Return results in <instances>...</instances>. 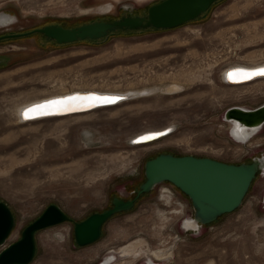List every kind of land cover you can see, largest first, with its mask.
<instances>
[{
	"label": "rangeland",
	"instance_id": "obj_1",
	"mask_svg": "<svg viewBox=\"0 0 264 264\" xmlns=\"http://www.w3.org/2000/svg\"><path fill=\"white\" fill-rule=\"evenodd\" d=\"M156 1L0 0V13L13 17L0 26V34L50 22L73 26L142 15ZM263 61L264 0H216L195 19L172 28L116 30L93 40L58 44L39 33L0 40V200L15 216L5 244L18 239L50 203L78 221L109 207L113 195L131 198L144 180V162L161 152L230 163L259 155L264 125L251 142L242 143L228 133L222 114L230 106L264 102V82L231 88L223 84L222 69ZM171 83L179 89L79 118L17 119L16 107L25 99L63 89L126 91ZM170 123L174 131L156 143L130 142L138 132ZM192 213L187 195L164 181L132 209L108 219L90 244L74 243L69 221L38 230L28 264H96L132 240L143 241L144 250L162 249L165 258L155 259L156 264H264L259 190L250 187L238 208L197 231L182 226ZM143 255L113 264H138Z\"/></svg>",
	"mask_w": 264,
	"mask_h": 264
},
{
	"label": "water",
	"instance_id": "obj_2",
	"mask_svg": "<svg viewBox=\"0 0 264 264\" xmlns=\"http://www.w3.org/2000/svg\"><path fill=\"white\" fill-rule=\"evenodd\" d=\"M216 0H160L147 7L146 15H122L112 20H92L75 26L46 24L23 32L0 35V39L12 38L31 33H41L49 40L58 44L70 43L79 40H93L104 37L116 30H137L142 28H172L193 20L207 9ZM5 13V12H3ZM1 14V13H0ZM254 67L233 66L225 69L223 76L232 84L245 83L264 75H250L243 78L244 73L237 69H251ZM231 77V78H230ZM96 93L100 96L119 97L109 103L96 102L87 106L86 102H70L71 110L51 112L47 115L24 118L22 112L28 106L56 97H65L74 94ZM132 92H108L98 90H74L63 94L44 97L23 105L19 110V118L24 121L77 113L106 106L125 100ZM222 119L235 120L246 128H257L264 124V102L254 108L230 106L223 112ZM172 131L169 125L157 131L146 132L130 138L132 144L153 141ZM159 132L158 136L141 140V136ZM144 180L140 182L131 198L113 195L110 206L92 212L85 218L75 221L59 205L48 204L43 211L32 221L26 224L20 236L13 242L6 243L12 228L15 225V216L9 205L0 200V264H28L36 253V232L48 226L64 221L73 223V238L77 246L90 244L98 240L103 225L117 213L133 208L135 201L143 194L150 192L157 184L167 181L178 188L190 199L193 213L190 223L193 227L184 229L199 230L203 225L216 221L222 215L234 211L242 203L252 181L257 174L264 171V150L251 158L250 161L230 163L207 156L193 154L175 155L170 152H161L147 159L143 165ZM96 264H103V259ZM138 264H146L145 261Z\"/></svg>",
	"mask_w": 264,
	"mask_h": 264
},
{
	"label": "bare ground",
	"instance_id": "obj_3",
	"mask_svg": "<svg viewBox=\"0 0 264 264\" xmlns=\"http://www.w3.org/2000/svg\"><path fill=\"white\" fill-rule=\"evenodd\" d=\"M10 18H11V16H10L9 13H1L0 14V26L5 25L7 22L5 23L4 20L5 19L6 20H9ZM262 64H264V61L263 62L252 63V64H243V63H235L234 62L232 64L227 65L226 67H224L222 69V79L224 80V83L223 84L226 85V86H229V87L233 88V87H237V86H241V85H245V84H255L257 82H262V81L264 82V76H260L258 78H255V79L250 80V81L245 82V83L232 84V83H229L228 81H226L225 80V77L223 76L225 69H227L229 67H233V66H237V65H239V66H245V67H254V66H259V65H262ZM87 89H90V88H87ZM177 89H179V86L176 85V83L168 84L166 86H163L162 88L160 86H143V87L138 88L136 90L135 89L134 90L133 89H130V90H126V91H122V90L117 91V90H112V89H104V90L103 89H97L98 91L122 92V93H125V92L129 91V92H132V93H131V95L127 96L126 99L123 100V101H119L118 103L111 104V105L96 107V108H93V109L87 110V111H81V112H77V113H69V114H64V115H56V116H50V117L47 116V117H42V118H38V119L29 120V121H26V122H23L24 120H21V118H19V110H20V108L23 105H25V104H27L29 102H32V101H35V100L44 98V97H48V96H52V95H57V94H63V93H66V92H69V91L72 90V89L71 90L63 89L62 91H59V92L49 93V94L43 95V96H36V97L34 96L33 98H27V99H25L24 101H22L21 103H19L17 105V107H16L17 108V115H18L17 116V119L20 120L23 123H32V122L40 121V120H43V119H49V118H58V120H59V118H62L63 119V118H66V117L67 118L68 117H71V116H73V118H74V116H78V118H79V116L82 117V115H84V114H87V113H90V112L93 113V111H95L97 109H101L103 107L104 108H109V109L110 108H114V107L116 108V106H118L120 104H123V103H127V102H129L131 100H134V99H138V98H142V97H146L147 98L149 95L154 94L155 92L157 93V91L158 92L160 91L162 93H171V92H173V91H175ZM234 106H241V107H244V108H250V107H246V106H243V105H234ZM84 116H86V115H84ZM225 121L229 124L227 130H228V133L231 135V137H233L235 140H237L239 142H242V143L243 142H246V141L251 142L249 140L264 125L263 124V125H261L260 127H257V128H246L244 126L239 125L235 120H224V122ZM169 125L172 127V131L169 134H166V135H164V136H162L160 138H157V139H155L153 141L139 143V144H134V146H136V145L139 146V145H144V144L145 145L146 144H150V143H153L155 141H158L159 139H161L163 137H168L174 131V127H175L173 123L167 124L164 127H167ZM164 127H161V128H149V129L143 130L141 132H138L135 135H140V134H143V133H146V132H151V131H157V130H160V129L164 128ZM135 135H133V136H135ZM133 136H131V137H133ZM263 180H264V171L262 173L256 175V177L252 181L250 187H252L253 189H257V190L260 191L261 198H262V203L264 204V186L262 185L263 184L262 183ZM187 210H189V209H187ZM191 216L192 215H189V216H187L185 218V221H184V227L185 228L186 227H193L192 223H190L191 222L190 221ZM12 230H13V228H12ZM132 241L130 243H128L127 245L120 247L118 250H111V251H109L107 253V255L103 258V264H111V263L113 264L116 259H124V258H129V257H136V256L141 255V253H144L145 254V255H143V257L145 259L146 264H156L155 259H161L163 257L165 258V254H164L165 252H163L162 249H160L158 251L153 250L151 252L150 250H147V249L144 250L143 249V247H144L143 246L144 245L143 244V241H141V240H134L133 242ZM169 255H170V253H169Z\"/></svg>",
	"mask_w": 264,
	"mask_h": 264
},
{
	"label": "snow or ice",
	"instance_id": "obj_4",
	"mask_svg": "<svg viewBox=\"0 0 264 264\" xmlns=\"http://www.w3.org/2000/svg\"><path fill=\"white\" fill-rule=\"evenodd\" d=\"M241 73H244L243 78H249L250 75H264V66L251 68V69H237ZM231 78V77H230ZM113 99H119V97H107V96H100L96 93H88L81 95L79 93L65 96V97H56L49 100H44L43 102L33 104L25 108L22 112L24 118H30L33 116H40V115H47L51 112L57 111H68L71 110V103L70 102H86L87 106H92L94 103H109L112 102ZM161 133L153 132L148 133L144 136H141L139 139L146 140L150 139L154 136H158Z\"/></svg>",
	"mask_w": 264,
	"mask_h": 264
},
{
	"label": "flooded vegetation",
	"instance_id": "obj_5",
	"mask_svg": "<svg viewBox=\"0 0 264 264\" xmlns=\"http://www.w3.org/2000/svg\"><path fill=\"white\" fill-rule=\"evenodd\" d=\"M160 0H158V1H156V2H152V3H150L149 5H151V4H153V3H157V2H159ZM148 5V6H149ZM147 6V7H148ZM146 13H147V9H146V11L144 12V13H141L142 15H146ZM128 15V14H127ZM133 15V14H132ZM10 16H11V18L9 19V20H4L5 21V23L7 22H9L13 17H12V15L10 14ZM122 16V15H121ZM119 18V17H118ZM4 23V24H5ZM6 23V24H7ZM58 24V25H60L59 23H55V22H50V23H47V24ZM44 25H46V24H44ZM44 25H41V26H38V27H42V26H44ZM73 26H75V25H73ZM71 27V26H70ZM34 28H36V27H34ZM31 29H33V28H31ZM28 30H30V29H28ZM23 31H27V30H23ZM23 31H15V32H9V33H16V32H23ZM35 33H38V32H35ZM2 34H7V33H2ZM2 34H0V35H2ZM31 34H33V33H31ZM40 35H41V37L44 39V40H46L47 38L43 35V34H41V33H39ZM29 35V34H28ZM22 36H26V35H21V36H17V37H12V38H19V37H22ZM3 39H5V38H3ZM0 40H2V39H0ZM52 41H55V40H52Z\"/></svg>",
	"mask_w": 264,
	"mask_h": 264
}]
</instances>
